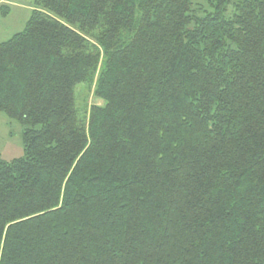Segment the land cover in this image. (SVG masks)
<instances>
[{
    "label": "trees",
    "instance_id": "1",
    "mask_svg": "<svg viewBox=\"0 0 264 264\" xmlns=\"http://www.w3.org/2000/svg\"><path fill=\"white\" fill-rule=\"evenodd\" d=\"M0 113V264H264V0H34Z\"/></svg>",
    "mask_w": 264,
    "mask_h": 264
},
{
    "label": "rangeland",
    "instance_id": "2",
    "mask_svg": "<svg viewBox=\"0 0 264 264\" xmlns=\"http://www.w3.org/2000/svg\"><path fill=\"white\" fill-rule=\"evenodd\" d=\"M33 2L34 0H3V4L0 3V6L9 7V13L6 17H2L1 14L4 10L0 11V43L8 40L24 28L31 12L30 9H33ZM200 5L204 6L203 4ZM80 94L82 97L84 96L83 86L77 89V95ZM88 104L101 105L102 102L90 94ZM23 156L21 126L5 114L0 113V160L9 162Z\"/></svg>",
    "mask_w": 264,
    "mask_h": 264
},
{
    "label": "crops",
    "instance_id": "3",
    "mask_svg": "<svg viewBox=\"0 0 264 264\" xmlns=\"http://www.w3.org/2000/svg\"><path fill=\"white\" fill-rule=\"evenodd\" d=\"M0 3H2V4H3V0H1V1H0ZM9 5H10V3H9ZM30 11H31V9H30Z\"/></svg>",
    "mask_w": 264,
    "mask_h": 264
}]
</instances>
